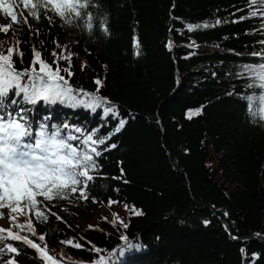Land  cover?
Segmentation results:
<instances>
[{"label": "trees", "instance_id": "trees-1", "mask_svg": "<svg viewBox=\"0 0 264 264\" xmlns=\"http://www.w3.org/2000/svg\"><path fill=\"white\" fill-rule=\"evenodd\" d=\"M88 11L96 25L91 34L82 26H64L59 19L49 24L42 17L39 23L29 20L39 37L26 28L15 38L0 35V40L22 41L24 66L33 44L49 62L54 41L67 45L77 54L72 83L91 91L94 78H102L101 94L128 121L108 141L117 147L98 160L101 178L89 191L100 203L56 202L52 211L64 222L50 216L47 223H36L37 233L46 234L41 246L46 243L57 259L62 254L77 262L90 261L94 254L60 241L83 237L81 243L115 249L114 264H253V254H258L255 264H264V121L256 118L254 123L242 99L259 89L246 87L249 81L238 76L241 65L257 62L252 53L264 50L258 43L264 36L256 31L259 19L233 22L246 14L245 0H93ZM105 16L107 36L98 26ZM217 19L221 24L216 27L194 32L185 28ZM8 22L0 16V24ZM170 39L172 51L166 46ZM192 41L196 47H187ZM197 109H202L200 115L188 119L189 110ZM45 115L51 117L49 124L91 129L102 123L98 114L63 105L41 103L30 113ZM115 123L109 118L100 134ZM109 198L121 203L110 208ZM124 203L144 214L130 215ZM114 212L129 223V238L141 245L122 257L123 230L103 221H111ZM205 220L210 223L205 225ZM0 221L10 227L7 217ZM13 243L23 249L16 257L19 264H41L33 249Z\"/></svg>", "mask_w": 264, "mask_h": 264}, {"label": "snow or ice", "instance_id": "snow-or-ice-1", "mask_svg": "<svg viewBox=\"0 0 264 264\" xmlns=\"http://www.w3.org/2000/svg\"><path fill=\"white\" fill-rule=\"evenodd\" d=\"M92 2L93 0H0V16L9 21L7 24H0V35L8 36L11 33L15 38L18 31L23 32L26 28L30 34L39 37V29H34L29 20L39 23L42 17L47 19L49 24L59 19L64 26H82L91 34L96 26L92 12L88 11ZM245 2L246 14L233 22L259 19L260 25L256 31L264 36V0ZM220 24L221 21L217 19L213 23H188L185 28L188 32H194ZM13 25L18 27L14 29ZM98 26L104 35H110L107 16ZM183 34L181 31L180 35ZM258 43L264 46V39H260ZM21 44L22 41L18 38L13 41L0 40V219L7 217L11 222L7 229L0 227V259L7 255L9 258L4 264H19L16 257L23 249L13 243L18 242L33 249L41 264H65V261L67 264H114L117 259L115 249H101L86 240L81 243L83 237L69 238L60 243L93 253L90 261H72L62 254L57 259L50 253L46 243L41 246V242L46 241V234L37 233L36 223H47L50 216L64 222L57 212L52 211L56 202L87 203L90 200L94 204L100 203L96 197H90L89 191L90 185L101 178L99 173L102 166L98 160L103 152L117 147L115 143L109 144L108 141L120 133L128 121L121 116L119 106L101 94L104 87L102 78H94L95 88L91 91L72 83V77L75 75L72 70L73 58L77 54L68 50L67 45L54 41L55 47L49 52L52 60L49 62L43 52L33 44L30 61L24 66L25 54ZM166 46L172 51L174 42L170 39ZM139 47L137 38V56L140 55ZM187 47H196L195 41ZM252 56L257 58V62L241 65L242 71L238 76L249 81L246 87L259 89L258 93L242 97L248 102L247 111L255 123L256 118L264 121V50L253 52ZM17 62L21 67H17ZM85 68L86 65L82 63L81 71ZM41 103L46 106L82 108L92 114H98L102 123L91 129L66 122L49 124L51 117L48 115L30 116L33 109ZM201 112L202 109L189 110L187 118L192 119ZM109 118L116 121L115 126L107 134L101 135V129L107 126ZM105 145L106 147H102ZM124 183L128 181L125 180ZM120 203L121 201L112 198L107 200L110 208ZM123 208L133 216L144 214L135 205L124 203ZM20 217H25L23 223L18 222ZM112 217L111 221L108 217H103V221L110 222L118 231L123 230L119 235L122 242L119 256H124L128 250L139 249L141 245L134 243L127 234L129 223L117 212H114ZM208 223L210 221H204L205 225ZM88 227L95 230L93 225ZM225 227L227 229V226ZM241 251L244 252L243 249ZM257 258L258 254H253V264Z\"/></svg>", "mask_w": 264, "mask_h": 264}, {"label": "water", "instance_id": "water-1", "mask_svg": "<svg viewBox=\"0 0 264 264\" xmlns=\"http://www.w3.org/2000/svg\"><path fill=\"white\" fill-rule=\"evenodd\" d=\"M223 223L227 226V229H228V231H229V233H230V236L233 238L234 235L231 233V230H230V227H229L228 223H227L225 220H223ZM233 240H238V239H234V238H233Z\"/></svg>", "mask_w": 264, "mask_h": 264}, {"label": "rangeland", "instance_id": "rangeland-1", "mask_svg": "<svg viewBox=\"0 0 264 264\" xmlns=\"http://www.w3.org/2000/svg\"><path fill=\"white\" fill-rule=\"evenodd\" d=\"M0 227H3L5 229H7L8 227L6 226V224H4V222L0 221Z\"/></svg>", "mask_w": 264, "mask_h": 264}]
</instances>
